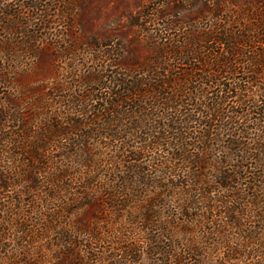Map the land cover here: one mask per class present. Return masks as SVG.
Segmentation results:
<instances>
[{
  "label": "trees",
  "instance_id": "1",
  "mask_svg": "<svg viewBox=\"0 0 264 264\" xmlns=\"http://www.w3.org/2000/svg\"><path fill=\"white\" fill-rule=\"evenodd\" d=\"M87 1L0 0V191L20 193L13 207L41 206L18 239L58 242L57 264L80 259L76 236L105 240L97 226L111 219L121 228L109 237L135 262L184 264L162 246L176 229L204 261L198 227L228 258L243 251L230 229L262 239L264 0H127L98 28L78 17ZM126 221L141 224L132 241Z\"/></svg>",
  "mask_w": 264,
  "mask_h": 264
},
{
  "label": "rangeland",
  "instance_id": "2",
  "mask_svg": "<svg viewBox=\"0 0 264 264\" xmlns=\"http://www.w3.org/2000/svg\"><path fill=\"white\" fill-rule=\"evenodd\" d=\"M126 4L127 0H88L87 3L83 5L79 10L78 17L80 18V20L85 17H91L93 20H95L94 27L98 28L99 25H101L103 22H110L115 20L121 13L120 10ZM160 13H163V15L160 16L159 20V22L162 23V19L171 14V9L168 6H164L163 10H161ZM58 29H60V26L58 24H55L52 33L58 34ZM125 29L127 30L128 27H126ZM115 31L116 30H114V32ZM4 36L6 35H3L2 37ZM28 79L29 77L27 78L26 76H20V81L23 83H25ZM30 80H33V77H31L29 81ZM258 134V130L254 131L253 138L257 140ZM254 143L255 140H251V144L254 145ZM252 148H254V146ZM254 164V160H252L251 163L249 162V165ZM13 196L16 199L21 198L20 193L17 192L14 188L5 192L0 191V219L5 217L8 220L7 223L4 222L6 225L0 224L1 227L6 228V231H3V229L0 228V264H25V262L34 264H57L62 262V258L60 257L59 252L61 246L58 242H50V238H36L35 242L29 245L27 242L28 240L25 239L23 242L21 241V239H18V234L21 233L20 224L24 219L28 220V224L30 227H32L33 230H36V228L38 227L37 218H39L38 210L41 209V206L36 203V210H32L33 205L31 207H28V205L24 206V210L19 208L21 207V205L13 207L11 205V198ZM28 199L29 198H26V200ZM259 205L264 209V203L260 202ZM21 208H23V206ZM245 210L250 211V209H244V211ZM91 212L92 208H90L89 210H85L83 212L81 220L85 223L89 220H92L93 217ZM174 213L179 214L180 211L175 210ZM164 215H169V212H166V214L164 213ZM251 220L256 221L252 224V226L258 229L260 226L257 223V221H259V218L253 217ZM139 226H141V224H131V222L129 221H126L125 224H122L123 228L127 229L128 231H132L130 233L131 241L132 239L140 236L137 234L143 233L140 228H138ZM97 227L103 228V233L100 234H104L101 236L105 238V240H94L92 242V240L85 237L84 234L76 236V240L78 241L76 249L79 251L78 256H80V259L63 261L62 264H176V259L174 257H171L167 260L163 255H156L155 257H153L148 255L146 252L137 255L136 260L138 262L133 261V259L131 258H126L123 249H125L128 244L122 243L117 239L112 240V238L109 237V235L112 234V231L120 229L121 225L111 219L106 222L104 221L103 223L100 222ZM210 228V226H207V228L202 227L201 229L200 227H198L197 232H195L196 238L199 240L203 249H198L199 252L201 254L205 252L208 253H205L207 254L205 257V261L200 257H197V254L193 255V257H190L189 250L185 247L187 244L190 245L189 241H185V239L190 235L180 229L179 231L177 229L172 230L175 234L172 235V233H169L168 238H164L162 246L169 247V250H171L172 252L180 253L183 258L186 257L184 264H198L195 259H198V261H200V264H202V262L204 264H264V236H262L263 240L261 238L260 240H247L248 238L243 239V237L241 236L242 232L241 234H239V231H237L236 229H230V232H226L227 234L223 236L226 238H230V240L232 238H236V242H238V245L236 246V244L234 243L230 246H232V248L236 247L237 250L243 251L234 253L232 258H228L230 248H227L222 244H216V242L213 241L214 238L220 237H217L215 235H206V232L209 231ZM228 233H230L231 236ZM176 235L178 237H176ZM112 237L114 236L112 235ZM31 238L34 240L33 237ZM137 242L138 248L145 249L147 247V245L145 243L143 244L141 240ZM22 245L29 246L30 248L28 247V250L30 251H25L24 248H22ZM242 246L243 248H241ZM89 247H93L94 250H96L95 253H93L94 255L98 253L100 254V256H102V262L96 263L95 259L92 260L93 256H91V258L90 256H88L86 250H88ZM206 247L207 249H205Z\"/></svg>",
  "mask_w": 264,
  "mask_h": 264
}]
</instances>
